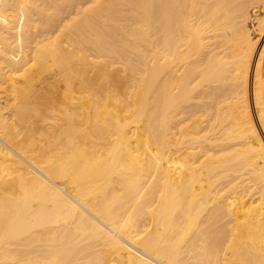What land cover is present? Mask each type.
<instances>
[{
  "label": "bare ground",
  "instance_id": "bare-ground-1",
  "mask_svg": "<svg viewBox=\"0 0 264 264\" xmlns=\"http://www.w3.org/2000/svg\"><path fill=\"white\" fill-rule=\"evenodd\" d=\"M224 252L264 264V0H0V264Z\"/></svg>",
  "mask_w": 264,
  "mask_h": 264
},
{
  "label": "rangeland",
  "instance_id": "rangeland-1",
  "mask_svg": "<svg viewBox=\"0 0 264 264\" xmlns=\"http://www.w3.org/2000/svg\"><path fill=\"white\" fill-rule=\"evenodd\" d=\"M115 19V18H114ZM113 19V21H112V24L116 27V26H118V25H120L121 23H122V20L121 19H119V18H116V20H114ZM121 21V22H120ZM154 23V24H153ZM138 25H140V24H138ZM153 25V26H152ZM155 26H157V21H156V24H155V22L154 21H150L149 22V24H146V25H143L141 28H139V26L137 27V29H135V28H132V31L133 32H135V31H138V29H139V31H141V32H146L149 36H148V42H147V47L145 48V46L146 45H144V49L146 50V49H148L147 51H148V53L150 54V53H152L153 51H151V50H153V49H155L154 48V44H155V40H156V38H157V36L156 35H158L156 32V28H155ZM133 29H135V30H133ZM131 31V29H130V32H132ZM156 37V38H155ZM153 39V40H152ZM149 44V45H148ZM154 45V46H153ZM150 46V47H149ZM151 48V49H150ZM148 54V56L151 58V57H154L155 56V54H154V56H153V54H151V55H149ZM149 57H148V59H149ZM151 61H149L150 62V66L148 65V64H146L147 66H149V68L148 69H146V72H144V74H143V77H146L147 76V78H152L153 76H154V74H155V69H154V65H155V63H154V61H155V58L153 59V58H151L150 59ZM146 65H144V66H146ZM153 67V68H152ZM148 70V71H147ZM148 72H150V73H148ZM146 73V74H145ZM150 75V76H149ZM252 195V194H251ZM263 195V193H262V191L260 192H258V193H256L255 195H252V197H254L255 199H259L260 198V196H262ZM248 197H250V195L248 196ZM253 198V199H254ZM244 255H242L241 254V252L240 253H238V256H237V258H236V264H249V262H250V260H249V257L248 256H245V258L243 257ZM222 261L220 262V264H223L222 262H226V259L224 260V258L226 257V258H230V255H228V254H226V252H224V254L222 255ZM182 258H185V259H187V260H189V261H191V259H192V257L190 256V252L189 253H184V255H182ZM246 259V260H244V259ZM116 263V262H115Z\"/></svg>",
  "mask_w": 264,
  "mask_h": 264
}]
</instances>
